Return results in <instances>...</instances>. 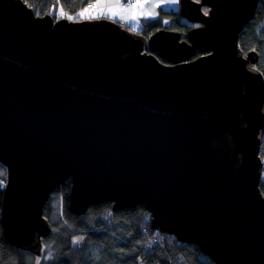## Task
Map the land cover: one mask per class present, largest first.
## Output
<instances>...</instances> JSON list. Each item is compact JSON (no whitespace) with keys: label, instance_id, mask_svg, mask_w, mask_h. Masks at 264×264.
Here are the masks:
<instances>
[{"label":"water","instance_id":"1","mask_svg":"<svg viewBox=\"0 0 264 264\" xmlns=\"http://www.w3.org/2000/svg\"><path fill=\"white\" fill-rule=\"evenodd\" d=\"M259 1L180 0L197 26L146 37L0 0L4 239L42 264L44 208L70 182L77 217L143 205L215 264H264V75L239 47Z\"/></svg>","mask_w":264,"mask_h":264},{"label":"trees","instance_id":"2","mask_svg":"<svg viewBox=\"0 0 264 264\" xmlns=\"http://www.w3.org/2000/svg\"><path fill=\"white\" fill-rule=\"evenodd\" d=\"M90 2L94 0H27L25 3L39 16L72 17L69 20L77 21L82 20L78 13ZM61 8L65 16L59 15ZM208 10L203 7L205 13ZM163 19L170 21V30L183 37L194 27L180 16L179 10L160 9L159 18L141 20V33L146 37L155 33L162 28ZM239 47L244 53L258 52L255 67L264 75V0L259 1L252 21L241 32ZM261 157L264 158V143ZM0 173H3L0 175L3 181L0 185V264H35V255L17 249L4 239L1 209L8 172L2 163ZM261 189L264 194V179ZM69 191L70 182L56 191L44 208L52 233L43 240L42 264H215L197 245L182 243L173 235L154 230L145 206L113 212L112 204L104 203L91 208L86 216L77 217L69 210ZM75 239L79 241L77 245Z\"/></svg>","mask_w":264,"mask_h":264},{"label":"crops","instance_id":"3","mask_svg":"<svg viewBox=\"0 0 264 264\" xmlns=\"http://www.w3.org/2000/svg\"><path fill=\"white\" fill-rule=\"evenodd\" d=\"M179 0H173V3H168V0H165L164 2L160 4L154 3V1L151 0H144V2H141L143 5L140 9L130 10V11H124V9L127 7L123 5L122 0H94V4L100 3V7H95V14L98 16V18H108L111 20H115L127 27H133L138 29H143L141 19L143 18H153L155 19V16L159 14L160 9L164 10H175L177 9V3ZM116 5H120L121 7H116ZM109 8L112 9L113 13H116L115 15L109 14ZM143 13V14H141ZM133 15H135L136 18H133ZM123 17V19L121 18ZM159 17V16H158ZM157 19V18H156ZM141 30L139 32H141ZM135 31V30H134ZM264 160V158H263Z\"/></svg>","mask_w":264,"mask_h":264},{"label":"snow or ice","instance_id":"4","mask_svg":"<svg viewBox=\"0 0 264 264\" xmlns=\"http://www.w3.org/2000/svg\"><path fill=\"white\" fill-rule=\"evenodd\" d=\"M25 2L27 3V0H25ZM101 5H100V3H97L96 5H89L88 6V8H85L83 11H81L80 13H79V15L80 16H85L86 14H88V12H89V9H91V8H93V7H96V8H99ZM116 7H121L120 5H116ZM143 7V5L141 4V3H139V2H136V3H132V2H130V3H128V5H127V7L124 9V11H130V10H135V9H140V8H142ZM109 14H112V15H115L116 13H113L112 12V9L111 8H109ZM141 14H143V13H141ZM205 14H207V13H205ZM59 15H61V16H65L66 15V13L63 11V8H61L60 10H59ZM69 19H71L72 17H68ZM122 19H123V17H121ZM133 18H136L135 17V15H133ZM3 173H0V175H2ZM3 184V181H0V185H2ZM79 241H77V243H78Z\"/></svg>","mask_w":264,"mask_h":264},{"label":"rangeland","instance_id":"5","mask_svg":"<svg viewBox=\"0 0 264 264\" xmlns=\"http://www.w3.org/2000/svg\"><path fill=\"white\" fill-rule=\"evenodd\" d=\"M151 1H154V3H156V4H157V3L160 4V3L164 2L165 0H151ZM143 2H144V1H143ZM171 2L173 3V0H168V3H169V4H171ZM140 3H141V2H140ZM179 9H180V0L178 1V3H177V9H175V10H179ZM83 10H84V9H82L81 11H83ZM163 10H164V9H163ZM81 11H80V12H81ZM167 11H169V10H167ZM80 12H79V13H80ZM79 13H78V16L81 17L82 19H86V18H88V19H89V18H93V19H95V18H98V16H96V15L90 16L89 13L86 14L85 16H80ZM159 15H160V11H159V14L155 16V19H156V18H159V17H158ZM148 18H149V17H148ZM142 19H144V18L142 17ZM142 19H141V20H142ZM151 19H153V18H151ZM130 29H132L133 31L135 30L136 32H139V31L141 30V29H138V27H137V28H136V27H135V28L130 27ZM257 53H258V52H257ZM245 54H246V53H245ZM263 179H264V174H263ZM74 243H75V245L78 244V243H77V239H75Z\"/></svg>","mask_w":264,"mask_h":264},{"label":"built area","instance_id":"6","mask_svg":"<svg viewBox=\"0 0 264 264\" xmlns=\"http://www.w3.org/2000/svg\"><path fill=\"white\" fill-rule=\"evenodd\" d=\"M123 1V5H125V6H127L128 5V3H130V2H132V3H136V2H142L143 0H122ZM95 5L94 3H92V2H90V3H88L85 7H84V9L85 8H88V6L89 5ZM89 15L90 16H93L94 14H95V7H93V8H91V9H89Z\"/></svg>","mask_w":264,"mask_h":264},{"label":"flooded vegetation","instance_id":"7","mask_svg":"<svg viewBox=\"0 0 264 264\" xmlns=\"http://www.w3.org/2000/svg\"><path fill=\"white\" fill-rule=\"evenodd\" d=\"M194 25V24H193ZM194 26H197V25H194Z\"/></svg>","mask_w":264,"mask_h":264},{"label":"bare ground","instance_id":"8","mask_svg":"<svg viewBox=\"0 0 264 264\" xmlns=\"http://www.w3.org/2000/svg\"><path fill=\"white\" fill-rule=\"evenodd\" d=\"M143 1H144V0H143ZM143 1H142V2H143ZM122 2H123V1H122Z\"/></svg>","mask_w":264,"mask_h":264}]
</instances>
